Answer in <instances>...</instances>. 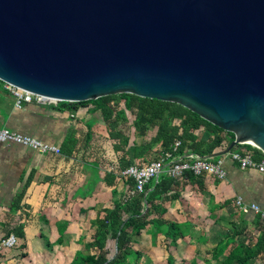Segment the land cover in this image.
Masks as SVG:
<instances>
[{
    "label": "water",
    "instance_id": "1",
    "mask_svg": "<svg viewBox=\"0 0 264 264\" xmlns=\"http://www.w3.org/2000/svg\"><path fill=\"white\" fill-rule=\"evenodd\" d=\"M0 81L175 102L264 152V0H0Z\"/></svg>",
    "mask_w": 264,
    "mask_h": 264
},
{
    "label": "crops",
    "instance_id": "2",
    "mask_svg": "<svg viewBox=\"0 0 264 264\" xmlns=\"http://www.w3.org/2000/svg\"><path fill=\"white\" fill-rule=\"evenodd\" d=\"M14 103L0 81V128L59 149L69 147L71 153L65 155L61 150L59 155L44 154L0 142V240L13 234L18 242L13 248L0 250V264H72L79 253H96L90 243L94 241L97 218L104 214L103 210L112 208L122 190L123 195L127 194L124 181L109 171L110 166L118 165L117 159L105 157L109 150L102 149L105 139L109 141L106 124L93 102L73 106L71 110L34 102L16 108ZM70 132L73 140L68 142ZM208 138L202 133V140ZM98 143L102 146L94 148ZM248 146V150L255 149ZM224 149L216 148L209 156ZM223 167L226 177L222 181L204 176L198 180L200 186L185 183L164 217L198 224L206 219V210H210L207 216L215 226L228 221L231 225L233 212L243 214L235 205L237 198L245 205L255 204L264 209V175L252 169L241 170L228 158ZM112 190L116 193L112 194ZM22 192V198L16 201ZM254 215L251 211L245 214L248 219ZM247 228L250 229V223ZM182 248L178 242L170 248L174 258ZM106 250L108 258L115 254L114 240L107 239ZM156 250L141 249L145 254L142 258L149 254L154 257L152 251Z\"/></svg>",
    "mask_w": 264,
    "mask_h": 264
},
{
    "label": "trees",
    "instance_id": "3",
    "mask_svg": "<svg viewBox=\"0 0 264 264\" xmlns=\"http://www.w3.org/2000/svg\"><path fill=\"white\" fill-rule=\"evenodd\" d=\"M117 99H121L124 109L131 111L134 115L132 126L138 140L134 141L131 146H129L128 137L118 128L119 122L116 115L121 110ZM87 102H93L95 110L101 112L118 162L115 166L116 170L127 167L131 164L130 160H135L137 165H144L148 162L145 159L146 156L153 152L154 147H157V153L160 155L171 151L177 140L180 142L177 148L178 154L182 155L190 151L201 156H209L216 148H227L234 139L231 132L211 124L180 104L141 98L127 93L77 103L59 102L55 108L71 110L73 106ZM151 128H155L154 133L148 140H145ZM71 133L68 135V142L73 140ZM202 133L208 135L207 141L202 140ZM246 147L250 146L238 145L232 150L251 151L254 160L262 157L259 149L248 150ZM61 150L65 155L71 153L70 148L66 146L60 148ZM118 179L124 181L127 192L133 188V180ZM199 179L202 177H195L189 171L177 180L161 175L156 182H148L143 192L129 198L127 194H124L113 202L112 208L103 210L104 214L96 220L97 229L94 241L90 243V246L96 249V253L87 255L79 253L72 264H138L144 254L134 247L136 240L133 237H138L142 231L148 229L167 241L169 251L165 263L174 264L170 248L177 245V239L188 236L193 239V242H197L198 237L193 232V224L189 221L181 223L170 221L164 215L167 213L168 205L178 198L179 191L184 184L193 182L200 186ZM115 193L116 191L112 190V194ZM22 196L23 192L17 196L16 201H19ZM248 223L253 226L257 234L252 238L246 237L247 242L238 243V237L249 231ZM231 227L232 233L221 238L207 252L210 256L209 260L213 261V264H264V218L259 214L249 219L243 217L237 225L231 223ZM107 239L115 242L116 251L111 258L107 257ZM259 260L263 262L259 263ZM194 264L199 263L196 261Z\"/></svg>",
    "mask_w": 264,
    "mask_h": 264
},
{
    "label": "built area",
    "instance_id": "4",
    "mask_svg": "<svg viewBox=\"0 0 264 264\" xmlns=\"http://www.w3.org/2000/svg\"><path fill=\"white\" fill-rule=\"evenodd\" d=\"M3 88L14 98L16 108H20L23 104L31 102L54 107L58 104L55 100L34 95L8 83H3ZM0 142L21 145L44 154H60L59 147L55 145L48 144L28 135L12 132L5 128H0ZM179 145L180 142L177 140L173 144L171 151L161 153L159 157L148 161L144 165L140 166L133 163L118 170H116L115 166H110L109 171L114 172L118 178L133 180V188L127 192L128 198L134 194L143 192L148 182H156L161 175H166L169 178L177 180L181 179L183 174L189 171L195 177L211 176L222 181L226 177V171L223 167V161L226 158L230 159L241 170L252 169L264 175V152L262 151H260L262 157L259 160H254L253 153L245 149L231 150L214 160L211 156H201L190 151L182 155L178 154L177 148ZM235 205L239 212L243 214L251 211L264 218V209L255 204L245 205L240 198H237ZM17 244V238L13 234H9L0 240V250L13 248Z\"/></svg>",
    "mask_w": 264,
    "mask_h": 264
},
{
    "label": "rangeland",
    "instance_id": "5",
    "mask_svg": "<svg viewBox=\"0 0 264 264\" xmlns=\"http://www.w3.org/2000/svg\"><path fill=\"white\" fill-rule=\"evenodd\" d=\"M117 102L119 104V108L121 112L116 115V118L119 122V130L128 137L129 139V146L132 145L134 141H137L138 139L136 138L134 128L132 126V122L134 119V115L132 114L131 111L124 109L123 101L121 99H117ZM155 128H151L147 135L145 140H148L154 133ZM108 138V136H107ZM104 146H102L101 143H98V145H94V148H97L96 146H102L103 150H106L108 152L105 153V157H108L110 159L116 158V155L113 151L112 148V141L109 139H105ZM205 141V140H204ZM101 148V147H100ZM157 147H154L153 152L149 153L146 156V160L150 161L159 156L158 151L156 150ZM116 161V160H115ZM130 163H137L135 160H130ZM123 195V190L122 193L118 196H116L118 199L121 198ZM117 199V200H118ZM207 204V203H206ZM210 210H206L205 213V218H202V221H198V224H193V232H195V235L198 237L197 242H193V239L188 236H182L177 239L178 244H181L184 246L179 251V254L175 255L174 258V264H194L196 261L199 264H213V261H210L209 254L207 253L211 248H213V245L216 243V241L228 234H231L233 229L231 225H229V221L226 225L218 223L216 226L212 220L208 218V214H210ZM192 215V213H191ZM191 215L188 214V217H191ZM192 216L197 217L196 213H193ZM211 216V215H209ZM233 218H230L229 220L231 222H234L236 225L239 223V221L245 217L248 219L243 214H239L238 212H233L231 214ZM194 218V217H193ZM201 218V217H200ZM250 218V217H249ZM201 220V219H200ZM248 227V224H247ZM253 226L250 224V229L247 231L246 234L241 235L238 237L237 242L242 243V242H247V238H252L254 237V229L252 228ZM142 231L138 237H133L134 240H136V243L134 245L135 248L139 250H153V249H158L156 251H152L154 253V257L149 254L148 257L145 259H141L138 264H166V256L168 255V245L167 241L163 237H158L159 235H155L152 233L151 229L146 230V234ZM160 245V248H154ZM150 253V252H149ZM144 254V253H143ZM145 255V254H144ZM262 260H259V263H262Z\"/></svg>",
    "mask_w": 264,
    "mask_h": 264
}]
</instances>
